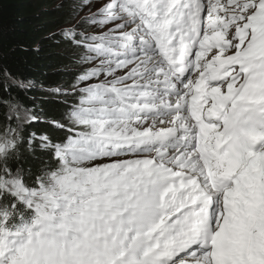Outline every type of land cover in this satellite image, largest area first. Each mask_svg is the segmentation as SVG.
Returning <instances> with one entry per match:
<instances>
[{"label": "snow or ice", "instance_id": "1", "mask_svg": "<svg viewBox=\"0 0 264 264\" xmlns=\"http://www.w3.org/2000/svg\"><path fill=\"white\" fill-rule=\"evenodd\" d=\"M56 7L68 82L0 45V264H264V0Z\"/></svg>", "mask_w": 264, "mask_h": 264}, {"label": "trees", "instance_id": "2", "mask_svg": "<svg viewBox=\"0 0 264 264\" xmlns=\"http://www.w3.org/2000/svg\"><path fill=\"white\" fill-rule=\"evenodd\" d=\"M63 0H0V45L10 60L18 61L25 74L45 87L64 84L71 79V64L64 55V45L45 39L63 26L66 9H57ZM23 45L27 51H21ZM39 48V51L34 49ZM43 95V93H35ZM57 110L58 106L50 105ZM43 125H36L42 128Z\"/></svg>", "mask_w": 264, "mask_h": 264}]
</instances>
